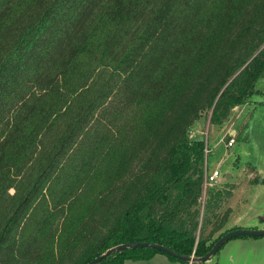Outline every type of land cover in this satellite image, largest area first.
Returning <instances> with one entry per match:
<instances>
[{
    "label": "trees",
    "instance_id": "trees-1",
    "mask_svg": "<svg viewBox=\"0 0 264 264\" xmlns=\"http://www.w3.org/2000/svg\"><path fill=\"white\" fill-rule=\"evenodd\" d=\"M262 76L264 0H0V264L206 253L193 124Z\"/></svg>",
    "mask_w": 264,
    "mask_h": 264
},
{
    "label": "rangeland",
    "instance_id": "rangeland-1",
    "mask_svg": "<svg viewBox=\"0 0 264 264\" xmlns=\"http://www.w3.org/2000/svg\"><path fill=\"white\" fill-rule=\"evenodd\" d=\"M255 87L259 91L240 104L243 110L238 116L233 107L221 123L210 119V111L194 121L192 134L204 138L211 148L206 157L209 168L218 167L221 171L217 183L203 184L196 229L198 239L211 240L233 225L264 227V76L257 79ZM231 120L237 136L229 146L225 132L231 127ZM123 264L182 263L158 252L149 259H127ZM202 264H264V235L233 236Z\"/></svg>",
    "mask_w": 264,
    "mask_h": 264
},
{
    "label": "water",
    "instance_id": "water-1",
    "mask_svg": "<svg viewBox=\"0 0 264 264\" xmlns=\"http://www.w3.org/2000/svg\"><path fill=\"white\" fill-rule=\"evenodd\" d=\"M230 172H227L226 176H229ZM237 235H264V227L263 228H249V227H237V228H233L231 230H228L227 232H225L224 234H222L211 246V248L204 253L201 256H195L194 254L191 255H185L182 254L178 251H175L161 243L158 242H154V241H147V240H141V241H127V242H123L117 245H113L107 249H105L102 253L96 255L95 257H93L92 259H90L89 261H87L85 264H96L97 262H99L103 257H105L108 253L119 249V248H124V247H137V246H151L154 247L160 251H163L167 254L170 255H174L178 258L187 260L190 262L194 261V260H200L203 261L207 258H209L211 255H213L218 249L219 247L229 238L233 237V236H237Z\"/></svg>",
    "mask_w": 264,
    "mask_h": 264
},
{
    "label": "built area",
    "instance_id": "built-area-1",
    "mask_svg": "<svg viewBox=\"0 0 264 264\" xmlns=\"http://www.w3.org/2000/svg\"><path fill=\"white\" fill-rule=\"evenodd\" d=\"M226 135H228L227 144L230 146L235 142V134L230 133L229 130L226 129L225 132ZM211 151V148L207 145H205L204 152H205V161L208 153ZM221 176V171L218 169V167L209 168L208 164H206L204 169V176H203V184L204 185H214L219 180V177Z\"/></svg>",
    "mask_w": 264,
    "mask_h": 264
},
{
    "label": "crops",
    "instance_id": "crops-1",
    "mask_svg": "<svg viewBox=\"0 0 264 264\" xmlns=\"http://www.w3.org/2000/svg\"><path fill=\"white\" fill-rule=\"evenodd\" d=\"M235 110H237V113H236V114H237V116H238L239 113H240V111L243 110V107H240V105H235ZM229 124H231V127H230L229 129H227V130H229L230 133H234L235 136H237V132H236L234 126H233V122H232V120H231V122H230ZM222 127H223V126H222ZM235 138H236V137H235Z\"/></svg>",
    "mask_w": 264,
    "mask_h": 264
}]
</instances>
